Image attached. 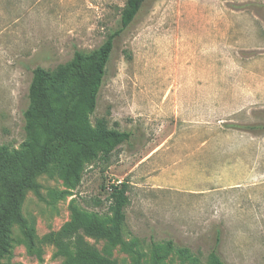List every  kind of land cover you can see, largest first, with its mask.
Wrapping results in <instances>:
<instances>
[{"label": "rangeland", "instance_id": "rangeland-1", "mask_svg": "<svg viewBox=\"0 0 264 264\" xmlns=\"http://www.w3.org/2000/svg\"><path fill=\"white\" fill-rule=\"evenodd\" d=\"M126 1L0 0V145L26 140L33 69L98 48ZM98 118L130 141L87 158L79 179L42 173L41 195L23 204L37 247L13 223L5 264H63L49 235L74 209L111 227L116 181L129 183L123 237L141 264H210L217 236L227 264H264V0H147L114 40L89 125ZM88 241L135 264L120 245Z\"/></svg>", "mask_w": 264, "mask_h": 264}, {"label": "trees", "instance_id": "trees-1", "mask_svg": "<svg viewBox=\"0 0 264 264\" xmlns=\"http://www.w3.org/2000/svg\"><path fill=\"white\" fill-rule=\"evenodd\" d=\"M146 1L127 0L118 29L98 48L76 50L68 63L55 70L42 66L33 69L29 104L24 111L26 140L19 151L0 145V264H5L3 258L11 248L13 223L19 226L28 249L37 247L35 227L24 215L23 204L28 192L41 195L38 177L42 173L57 168L66 179H79L87 158L99 152L107 157L116 146L130 141L131 131L110 127L105 118H98L91 127L89 114L97 107L115 38L130 26ZM2 188H6L5 194ZM109 188L111 227L96 215L74 209L71 219L49 235L66 257L63 264H118L102 256L89 238L120 245L135 253V264H141L140 256L123 237L129 183L116 181ZM219 242L217 236L208 253L210 264H227L219 255ZM168 246L172 247L173 241L169 240ZM182 251L187 252V248Z\"/></svg>", "mask_w": 264, "mask_h": 264}]
</instances>
